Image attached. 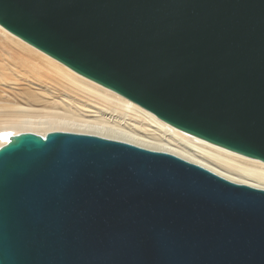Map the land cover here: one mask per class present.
<instances>
[{"label": "water", "instance_id": "obj_1", "mask_svg": "<svg viewBox=\"0 0 264 264\" xmlns=\"http://www.w3.org/2000/svg\"><path fill=\"white\" fill-rule=\"evenodd\" d=\"M0 26L264 162V0H0ZM4 139L0 264H264L262 188L96 134Z\"/></svg>", "mask_w": 264, "mask_h": 264}, {"label": "bare ground", "instance_id": "obj_2", "mask_svg": "<svg viewBox=\"0 0 264 264\" xmlns=\"http://www.w3.org/2000/svg\"><path fill=\"white\" fill-rule=\"evenodd\" d=\"M0 28L8 32L2 26ZM26 45L29 44L26 43ZM29 46V49H32L33 46ZM34 50L71 82H79V84L82 83L81 85H89L97 89L99 87L104 92L110 90L79 75L38 49L34 48ZM63 104V106L54 105L52 109H48L46 107L37 108L29 101L27 103L0 102V145L5 142L6 132L33 131L44 135L47 131L64 130L96 134L148 149L166 151L201 165L228 180L264 189V162L180 131L133 102L132 104L137 108L143 109L142 112L139 111L141 114L136 119L130 114L135 106L129 107L122 104L112 110L109 108L104 111L93 108L94 115L92 116L88 111L84 112L87 113L86 115H82L80 113L82 110L78 111L68 104Z\"/></svg>", "mask_w": 264, "mask_h": 264}, {"label": "rangeland", "instance_id": "obj_3", "mask_svg": "<svg viewBox=\"0 0 264 264\" xmlns=\"http://www.w3.org/2000/svg\"><path fill=\"white\" fill-rule=\"evenodd\" d=\"M17 39L0 28V102L29 101L37 108L48 109L65 103L78 111L82 110V115H86L84 112L88 111L92 116L93 108L104 111L122 104L135 106L110 90L104 92L99 87L97 89L71 82L51 67L33 47L29 49V45ZM142 110L135 106L130 114L136 119Z\"/></svg>", "mask_w": 264, "mask_h": 264}]
</instances>
